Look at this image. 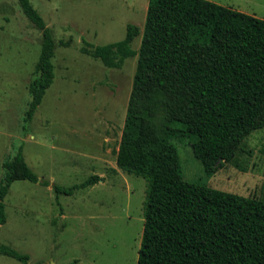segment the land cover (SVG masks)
Here are the masks:
<instances>
[{
  "label": "trees",
  "instance_id": "16d2710c",
  "mask_svg": "<svg viewBox=\"0 0 264 264\" xmlns=\"http://www.w3.org/2000/svg\"><path fill=\"white\" fill-rule=\"evenodd\" d=\"M17 2L42 36L27 86L28 123L53 83L56 42L30 0ZM140 34L135 51L131 44ZM81 53L107 68L136 57L115 151L118 169L146 181L136 264H264V200L183 180L174 145L187 140L208 179L233 161L248 135L264 128V20L207 0H148L142 31L128 24L122 40L86 43ZM1 170L0 226L11 184L39 182L21 148ZM100 180L92 175L51 188L56 196L72 195ZM0 255L30 264L28 255L1 244Z\"/></svg>",
  "mask_w": 264,
  "mask_h": 264
},
{
  "label": "rangeland",
  "instance_id": "374dc122",
  "mask_svg": "<svg viewBox=\"0 0 264 264\" xmlns=\"http://www.w3.org/2000/svg\"><path fill=\"white\" fill-rule=\"evenodd\" d=\"M207 1L264 20V0ZM30 2L56 42L54 79L24 123L42 36L17 0H0V177L3 160L21 148L39 179L9 187L0 244L28 255L30 264H136L146 181L115 164L136 57L107 68L81 48L122 40L128 24L142 31L148 0ZM140 40L141 34L133 50ZM174 145L183 180L264 200V128L248 135L233 161L208 179L188 141ZM98 174L99 182L72 195L52 191V184L71 187ZM0 264L21 263L0 255Z\"/></svg>",
  "mask_w": 264,
  "mask_h": 264
},
{
  "label": "crops",
  "instance_id": "0c3cea01",
  "mask_svg": "<svg viewBox=\"0 0 264 264\" xmlns=\"http://www.w3.org/2000/svg\"><path fill=\"white\" fill-rule=\"evenodd\" d=\"M98 176L101 178V177H103V175L102 174H98Z\"/></svg>",
  "mask_w": 264,
  "mask_h": 264
},
{
  "label": "water",
  "instance_id": "95a60500",
  "mask_svg": "<svg viewBox=\"0 0 264 264\" xmlns=\"http://www.w3.org/2000/svg\"><path fill=\"white\" fill-rule=\"evenodd\" d=\"M220 161L217 162V164L219 163Z\"/></svg>",
  "mask_w": 264,
  "mask_h": 264
}]
</instances>
